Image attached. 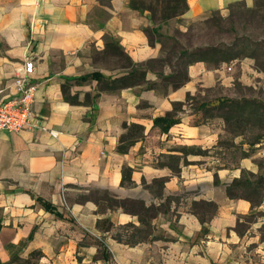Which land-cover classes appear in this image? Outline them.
Returning a JSON list of instances; mask_svg holds the SVG:
<instances>
[{
    "label": "crops",
    "instance_id": "obj_1",
    "mask_svg": "<svg viewBox=\"0 0 264 264\" xmlns=\"http://www.w3.org/2000/svg\"><path fill=\"white\" fill-rule=\"evenodd\" d=\"M187 2L159 22L131 0H0V102L16 94L14 77L29 57L37 85L33 125L0 127L2 264H31L29 256L33 264H264V189L257 200L227 189L264 175V136L236 134L218 114L196 120L202 103L241 97L238 83L264 82V73L251 57L198 60L174 86L164 78L174 67L157 60L155 31L172 34L178 23L255 0ZM129 57L153 59L141 84L100 90L97 78L78 81L93 71L128 73ZM188 96L197 106L184 103L168 129L155 124ZM125 122L145 130L122 151Z\"/></svg>",
    "mask_w": 264,
    "mask_h": 264
},
{
    "label": "trees",
    "instance_id": "obj_2",
    "mask_svg": "<svg viewBox=\"0 0 264 264\" xmlns=\"http://www.w3.org/2000/svg\"><path fill=\"white\" fill-rule=\"evenodd\" d=\"M100 1L103 4H110V0ZM238 3L242 2L232 3L229 7L231 8L232 5ZM131 5L142 11L149 10L153 19L158 20L159 22L167 21L171 17L178 16L184 13L188 8L187 0H131ZM155 31L158 33V38L162 42L163 52V55L157 60L160 63L168 62L174 67V72L164 76V78L171 82L174 86H179L187 80V68L189 64L198 60H205L218 64L222 61H230L246 55L256 58L257 60V49H249L251 46L249 39H244L245 43L241 46H239L240 43L237 40L233 43H208L199 44L195 47L182 46L176 54H174L175 57L172 60L171 52L173 51L170 50V47L167 45L165 39H174L175 37L173 34L160 32L157 28ZM256 43L257 41H255V44ZM107 45H109V40ZM117 45L118 44H116V48L119 50V45ZM152 63L153 59L147 62L137 63L129 57V64L132 66V70L128 73L116 77H106L99 71H93L82 75L78 78V81H84L89 78H97L99 80L100 90H118L127 86H135L146 81L147 72ZM257 65L260 66L258 62ZM66 97L72 102L80 101L76 95H71L67 92ZM184 103L191 106H197L195 97L188 96L185 102H175L173 109L166 115L156 117L155 124H162V128L168 129L171 124L180 119V117L176 116V113L178 110L183 108ZM216 114L223 116L227 126L236 134L249 132L250 136L255 137V139L264 136V101L258 97L225 96L219 99V101L215 104L206 105L205 103H202V111L196 120L203 121L207 117ZM125 126L128 128V131L122 135L119 145V149L122 151L129 150L140 137L144 136L145 130V126L143 124L136 122H125ZM258 129L261 130V132L257 131ZM128 178V167H125L123 181L126 182ZM246 188H251L250 193L244 192ZM227 189L230 196L244 195L246 197L253 198V192L262 193L261 190L264 189V175L261 174L255 181H252L249 177L245 179L235 178L228 185ZM46 205L47 207L52 208L50 203H46ZM125 226L129 227L130 224ZM139 238L140 235L138 236V234L133 233L129 236L128 240L135 243L139 240ZM31 254L35 257H39L42 254V251L41 249H34L31 251ZM25 261L31 264L35 263L30 256L27 257ZM2 263L3 261L0 259V264Z\"/></svg>",
    "mask_w": 264,
    "mask_h": 264
},
{
    "label": "rangeland",
    "instance_id": "obj_3",
    "mask_svg": "<svg viewBox=\"0 0 264 264\" xmlns=\"http://www.w3.org/2000/svg\"><path fill=\"white\" fill-rule=\"evenodd\" d=\"M177 21L180 22V19L178 18ZM172 34L175 37L174 39H165L170 50L173 51L171 52L172 60L175 57L174 54L182 46L195 47L199 44L208 43H233L236 40L239 41V46H241L244 45L246 39H249L251 42L249 49H257L258 61L248 55L243 57L253 58L255 66L264 73V0H255L253 6L244 3L232 5L226 13L219 10L212 11L205 17L190 21L183 26L178 23L175 25ZM255 41H257L256 44ZM257 62L260 66L257 65ZM237 87V93L241 97L248 95L258 97L264 101V82H262L261 77L257 78V83L254 85L238 83ZM257 131L261 132L259 129ZM259 164L260 168L263 169L262 172H264V158L260 159ZM260 175L261 172L255 180ZM250 191L251 188H246L244 192L250 193ZM252 197L257 200L261 195L253 192Z\"/></svg>",
    "mask_w": 264,
    "mask_h": 264
},
{
    "label": "built area",
    "instance_id": "obj_4",
    "mask_svg": "<svg viewBox=\"0 0 264 264\" xmlns=\"http://www.w3.org/2000/svg\"><path fill=\"white\" fill-rule=\"evenodd\" d=\"M35 61L27 58L14 77L16 94L0 102V127L10 131H20L34 123L33 102L37 85L30 79ZM231 68V66H229Z\"/></svg>",
    "mask_w": 264,
    "mask_h": 264
}]
</instances>
